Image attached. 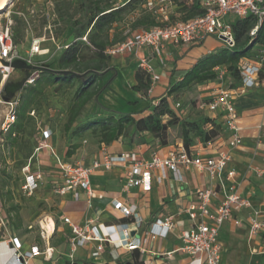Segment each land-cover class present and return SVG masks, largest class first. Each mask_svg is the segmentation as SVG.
<instances>
[{"label":"crops","instance_id":"0c3cea01","mask_svg":"<svg viewBox=\"0 0 264 264\" xmlns=\"http://www.w3.org/2000/svg\"><path fill=\"white\" fill-rule=\"evenodd\" d=\"M57 1L60 0H19L16 9L25 5H34L38 10L53 11L54 7H50V4H55ZM113 1L119 5L127 0ZM132 18L130 17V20ZM123 25L124 23H116L114 26L118 29ZM129 25L130 21L128 20L126 26ZM67 31L71 32L69 28L66 29ZM49 41L53 42L48 39L42 44ZM42 47L51 52L49 46ZM223 47L225 46L220 39L208 36L199 44L169 43L161 55H155L150 46L117 54L116 57L112 58L114 69H111L103 77L104 79L112 77V80L99 95V100L112 109L134 112L136 117H144L152 112L153 107L159 103L162 97L169 95L172 85L183 78V74L174 75L175 70H190L195 67L200 59ZM141 57H147L154 68L151 72L153 82L149 98L132 90V85L136 84V72ZM216 69L220 70L218 79L197 85L198 90H200V97H210L211 93L219 87H230L227 83L228 72L226 68L218 66ZM168 98L175 108L177 99H174V95H170ZM149 99L151 100V107L149 106ZM235 104L239 112L240 144L235 147L230 146L229 142L233 137V131L229 128L224 113L206 108L205 116L214 119L219 126V134L213 139L214 144L209 146L199 137H195L190 151L202 155L217 154L219 151L230 153L231 159L223 175L226 176L229 168L237 170L238 175L235 179L238 188L245 197L249 198L251 206L234 214V218L241 219L239 225L234 223V218L224 223L220 231V239L223 244L222 264H230L231 254L235 259L233 264H251L258 256L264 255V231L255 237H251L249 234L250 217L254 216L255 212H259L261 218L264 217V77H261L257 86L248 88L243 93L236 95ZM177 113L179 114V111ZM179 116L181 121L185 120L184 115L179 114ZM212 126V123H208L205 127L209 129ZM175 130L176 134H174L172 142L159 147L157 150H153L146 143L126 144L122 138L110 145L99 143L101 145L100 152L91 159L89 164L95 159H103L105 153L135 151L143 159H150L156 153L167 156L172 149L184 144L180 124L176 126ZM47 143L49 144L48 148L51 149L52 145L57 148L59 138L53 133ZM57 155L66 162L63 159V154ZM56 162L55 184L62 179L57 158ZM126 171L127 167L122 163L115 164L110 169L98 168L94 170L90 176L94 190L93 196H89L83 188L77 189L78 198L74 190L63 195L57 193L59 203L55 205L54 211L59 222L55 221L54 215H48L53 219L47 218L50 227L43 222L40 224L42 219L39 221V225L42 229L46 228L45 230L48 231L50 237L55 232L56 236L52 245L50 240L49 242L45 241L46 243L42 246L34 237L26 238L23 227H15L0 199V210L11 227L10 232L0 233V241L6 240V243L3 242L0 246V264H18L12 258L13 251L7 246L12 235L21 239L24 251L32 250L35 245L44 249L48 244L54 248L52 259L40 254L31 258L30 264H53L54 261L67 264L68 261H71L72 231L71 226L65 223V217H69L73 222L82 226H96L99 236L102 238V240H89L74 251L72 260L78 264H136L138 261H142L143 264H189L192 259L191 256L178 250L182 244L181 231L190 228L192 224L187 208L198 201L197 194L200 189L214 184L218 185L219 180H212L207 171L200 170L195 166L186 168L180 165V173L183 179L177 178L171 169H166L164 171L165 177L160 182L158 176L162 172L157 169L152 175L151 189L145 190L142 186L127 187ZM117 200L123 201L126 205H135L136 214L124 217L119 210L114 208V203ZM21 211L19 209L18 212H13L19 216ZM168 217H172L175 223L174 228L167 236L151 238L148 232L152 223L157 218L165 219ZM135 219L141 220L138 230L134 229ZM21 223L24 224L23 221L19 220L18 225L21 226ZM125 224L128 226H124ZM125 227L130 228L131 239L133 237H147V241L143 243L144 252L140 248L130 249L122 244L121 240L125 238ZM100 244L103 245V248L99 255H93ZM168 252H171L170 256L166 255Z\"/></svg>","mask_w":264,"mask_h":264},{"label":"built area","instance_id":"2783aa9c","mask_svg":"<svg viewBox=\"0 0 264 264\" xmlns=\"http://www.w3.org/2000/svg\"><path fill=\"white\" fill-rule=\"evenodd\" d=\"M192 3L194 0H186ZM205 12L188 20L171 21V14L174 6L173 0H147L143 5L144 8L153 11L157 16L159 25L149 28H139L129 35L123 42L115 44L107 49L111 55L123 54L129 50H139L144 46H150L155 55H161L164 48L169 43H191L199 44L208 36H214L220 39L224 46L235 48L236 38L233 28L235 18H246L249 15H254L258 19V24L251 30V35H255L260 24L264 21V0H198ZM54 7V4H50ZM15 11V10H14ZM13 11V12H14ZM11 11H9L10 15ZM15 13L24 18L30 23L31 17L46 16L48 23L44 26V31L49 30L50 36L43 34L34 38L26 55H22L18 47L13 41L12 25L13 19L8 18L5 25L0 29V58L2 61L9 63L20 62L24 60L26 64L33 66H42L34 61V57L40 54H46L49 50L42 47V42L50 39L57 44V49L60 50L68 47V44H61L53 34L52 21L56 18L55 10L48 9L38 10L34 5H30L26 10L16 9ZM54 13V14H53ZM87 40V37H82ZM139 67L148 71H153V65L147 57H141ZM15 68L10 64L0 66V72L3 74L4 80L7 79ZM40 69H32V72L27 80V83L32 84L39 77ZM264 70V48H262L255 57L245 58L241 65V85L236 88L219 87L211 93L210 101L206 103V107L211 111H222L226 117V122L233 131V137L229 142L231 147L238 146L241 142L240 127L238 126L239 112L235 104L236 95L243 93L248 88L257 86L260 83L261 72ZM152 89H150V92ZM0 92V103H2ZM20 102V96L6 101V111L1 129L3 132L10 130L11 126L17 119V109ZM32 115L35 111L31 112ZM52 129L46 127L42 129V142L49 146L47 140L52 136ZM207 146L214 144V140L204 142ZM41 147H37L40 150ZM52 152L58 160L61 169L62 179L57 182L55 192L65 194L71 190L76 191V197H79L78 188L86 190L89 196L94 195V190L91 185L90 176L92 172L98 168L110 169L115 164L122 163L126 165L127 187L142 186L145 190L152 187V175L157 169L161 170L162 174L158 176V181H162L165 177L164 171L171 169L177 178L183 179L180 173V165L189 168L195 166L200 170H205L209 173L212 180H219L218 185L200 189L197 194L198 201L192 203L187 208L192 224L190 228H185L181 231L180 238L182 244L178 250L183 251L191 256L189 264H222L223 244L220 239V231L227 220L234 218V214L244 208L251 206V201L245 197L239 190L236 176L238 172L235 168H229L226 176L223 172L227 169L228 162L231 159L229 152L219 151L217 154H194L182 144L179 147L172 149L167 156L154 154L150 159H143L137 152L128 153H105L103 159H95L91 164L85 165L82 163H67L61 160L51 147ZM30 165L25 166V170L29 169ZM262 173L261 171L259 172ZM43 172L30 174L26 176V182L23 186L25 192L31 193L36 185L37 180L42 179ZM264 204V195H263ZM114 208L119 210L124 217H129L136 214L135 205H126L123 201L117 200L114 203ZM65 223L71 226L72 237L70 253L71 262H73L74 251L86 244L89 240H102L96 226H82L79 223L73 222L69 217L64 218ZM234 223L239 225L241 219L234 218ZM141 225L140 219H135L134 229L138 230ZM175 223L172 217L157 218L151 226L148 234L151 238L159 236H167L174 228ZM124 226H128L125 224ZM1 227L10 232L11 227L5 215L0 210V229ZM264 231V217L259 216V212H255L254 216L250 217L249 234L251 237L260 235ZM47 233V237H46ZM125 238L121 240L122 244L130 249L140 248L143 252V243L147 241V237L130 236V228H124ZM41 234L47 242L50 240V235L47 230L42 229ZM7 246L13 251L12 258L18 264H30L29 260L36 255L44 254L48 259H52L54 248L51 245H46L44 249L40 246H33L32 250L24 251L22 248L21 239L12 235L8 240ZM4 241H0V246ZM103 245L97 246L93 255H99ZM171 255V252L166 254ZM53 264H60L53 262Z\"/></svg>","mask_w":264,"mask_h":264},{"label":"trees","instance_id":"16d2710c","mask_svg":"<svg viewBox=\"0 0 264 264\" xmlns=\"http://www.w3.org/2000/svg\"><path fill=\"white\" fill-rule=\"evenodd\" d=\"M147 0H127L123 4L116 5L113 0H60L54 4L56 18L53 23V34L59 39V33H64L67 28L73 40L66 42L68 47L54 51L55 55L50 59L48 65L51 68L39 70V77L32 84H27L20 94V102L17 109V119L10 130L4 133L2 147L8 150L10 157L24 162L33 158L37 146H34L28 135L29 126L35 118L36 107L46 96L47 87L55 85H66L73 89L68 107L67 120L64 131L74 137H83L91 131L98 134L100 144H112L114 141L124 138L128 144L144 143V139L137 140L139 134L137 125L142 123L147 130L157 131L163 137V146L169 144L168 130L171 126L180 124L181 135L184 145L190 150L194 144V138L199 137L203 142L214 139L219 134V126L214 119L204 116L196 120L187 119L181 121L177 110L171 105L168 96L176 92L218 79L220 70L216 67L226 68L228 75L235 76L238 82L231 84V88L241 85V65L244 58L255 57L264 48V21L260 24L255 35L251 30L258 24L254 15L246 18H236L233 28L236 38L235 48L223 47L215 53L200 59L194 68L190 70H175L174 75H184L169 90V95L162 97L152 112L144 117H136L134 112L112 109L99 100V95L106 89L112 77L104 79V75L114 69L112 66L113 55L107 49L115 44L123 42L129 35L139 28H149L159 25L157 16L153 11L144 8ZM175 14L180 18L171 21L188 20L205 12L198 0L192 3L186 0H173ZM28 6L18 9L26 10ZM130 17H133L130 20ZM13 41L19 49H25L27 35L33 31L32 25L40 22L44 26L48 23L47 17H31L30 23L18 16L15 11L12 14ZM130 25L126 26V22ZM116 23H124L121 28L116 29ZM44 34L50 36L49 30ZM86 36L87 40L82 37ZM50 53V51H49ZM36 55L34 61L42 64L43 60ZM47 55V54H44ZM18 69V68H17ZM32 72V69H31ZM113 76V75H112ZM264 77V70L261 72ZM152 75L150 72L138 68L136 72V84L132 90L142 93L149 98L152 89ZM174 99H176L174 97ZM150 107H151V100ZM94 106V112L89 113V108ZM84 118V119H83ZM83 119L82 121H80ZM212 123V128L205 126ZM131 127L134 130L131 131ZM52 132L54 133L53 129ZM40 139H43L42 131ZM81 147V143L75 142L66 151L71 157ZM17 181L6 169L0 171V199L4 205L9 204L8 212H18L20 206L14 202L17 200L11 183ZM7 202V203H6ZM67 264H78L68 261ZM136 264H143L138 261Z\"/></svg>","mask_w":264,"mask_h":264},{"label":"rangeland","instance_id":"374dc122","mask_svg":"<svg viewBox=\"0 0 264 264\" xmlns=\"http://www.w3.org/2000/svg\"><path fill=\"white\" fill-rule=\"evenodd\" d=\"M19 0H9L8 5L4 10L0 12V29L5 25L7 17L12 18L13 11L19 5ZM9 11H11L9 15ZM175 10H172L174 18H180V15L175 14ZM236 19V18H235ZM33 31L29 32L27 35V45L25 49L20 47L19 51L22 55H26V51L29 49L34 38L42 36L44 34L43 24L40 22H35L33 25ZM70 32L59 33V42L61 44L71 41L72 36L69 35ZM42 46H49L51 52L47 55H41L40 60H43L42 64L45 67H50L48 62L55 55L54 51L57 48V44L54 42H47L42 44ZM40 56V55H38ZM114 54L113 57H116ZM116 60V59H113ZM20 63L26 64L24 60ZM43 66V65H42ZM31 74V69L27 68H15L10 73L9 77L4 80L3 74L0 72V92L2 103H0V171L6 169L11 172L14 176H17V181L11 183V187L14 190L17 200L14 202L18 203L20 206L21 215H16L14 212H8L12 223L15 227H23V232H25L26 238L34 237L43 246L45 238H43L41 231L42 227L39 225L43 222L48 225L47 218H51L48 215H54L55 221L59 222V218L55 216L54 209L55 205L59 203V197L55 192L56 179L55 175L57 173L56 169V156L50 148L44 145L40 139V132L42 129L49 127L53 129L56 136L59 138V143L56 146L52 145L55 152L60 155L63 154V159L67 163H82L89 165L91 159H93L98 152H100L101 145H99L98 134H94L91 131L85 133L83 137H74L71 132L66 133L64 131V124L67 120V107L73 92L72 88L66 85H55L47 87L46 96L36 107L35 118L32 121V125L29 126L28 135L34 146L41 147L34 152V156L29 160L21 162L20 160H15L10 157L8 150L2 147L4 133L1 129L2 122L5 118L4 113L6 111V101L12 100L13 98L20 96V94L26 88L27 80ZM238 82L235 76L228 75V85ZM200 90H198L197 85L191 88L178 91L174 94L176 102L175 109L179 111V114L184 115L185 119L192 121L205 116L206 103L210 101V97H200ZM95 107L91 106L88 110L89 113L95 111ZM84 119V118H83ZM81 119L80 121H82ZM177 125L171 126L168 130V140L169 143L174 139V134H176ZM134 130L131 127V131ZM137 130L139 134L135 136L137 140L144 139V143L148 144L153 150H157L159 147L163 146V137L159 136L157 131H149L146 127L139 123L137 125ZM124 143L127 140L122 138ZM48 141V140H47ZM81 143V147L75 152L71 157L66 155V151L70 146L75 143ZM49 143V142H48ZM138 145L141 143L135 142ZM130 145V144H129ZM30 165L29 169L25 170V166ZM58 166V165H57ZM38 171L43 172L42 179L37 180L35 187L29 192H25L23 186L26 182V176L30 174H36ZM7 203V202H6ZM6 210L9 204L5 205ZM8 211V210H7ZM12 213V214H11ZM47 216V217H46ZM44 218V219H43ZM52 219V218H51ZM19 220L24 222L21 226L18 225ZM53 220V219H52ZM47 222V223H46ZM0 233H6V230L1 227ZM56 234L53 232L50 237V243L55 238ZM47 237V233H46ZM230 264L235 262V259L230 255ZM251 264H264V255L258 256L254 259Z\"/></svg>","mask_w":264,"mask_h":264},{"label":"water","instance_id":"95a60500","mask_svg":"<svg viewBox=\"0 0 264 264\" xmlns=\"http://www.w3.org/2000/svg\"><path fill=\"white\" fill-rule=\"evenodd\" d=\"M4 64H7V65H11L12 67L14 68H27V69H51V68H48V67H45V66H33V65H28V64H23V63H20V62H12V63H9V62H6L4 61Z\"/></svg>","mask_w":264,"mask_h":264},{"label":"bare ground","instance_id":"6f19581e","mask_svg":"<svg viewBox=\"0 0 264 264\" xmlns=\"http://www.w3.org/2000/svg\"><path fill=\"white\" fill-rule=\"evenodd\" d=\"M9 0H0V12L6 8L8 5ZM4 62L0 58V66H3ZM47 223V222H46ZM50 227V226H49ZM46 229V228H45Z\"/></svg>","mask_w":264,"mask_h":264}]
</instances>
